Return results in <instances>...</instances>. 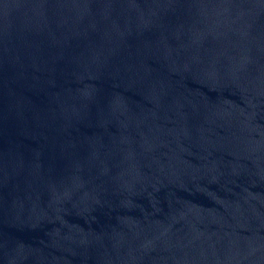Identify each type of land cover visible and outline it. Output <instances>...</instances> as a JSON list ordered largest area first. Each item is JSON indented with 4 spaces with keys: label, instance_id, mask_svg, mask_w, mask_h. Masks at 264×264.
Here are the masks:
<instances>
[{
    "label": "water",
    "instance_id": "95a60500",
    "mask_svg": "<svg viewBox=\"0 0 264 264\" xmlns=\"http://www.w3.org/2000/svg\"><path fill=\"white\" fill-rule=\"evenodd\" d=\"M0 264H264V0H0Z\"/></svg>",
    "mask_w": 264,
    "mask_h": 264
}]
</instances>
